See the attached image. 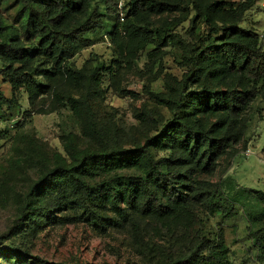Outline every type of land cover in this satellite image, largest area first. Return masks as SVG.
Instances as JSON below:
<instances>
[{
  "label": "trees",
  "instance_id": "trees-1",
  "mask_svg": "<svg viewBox=\"0 0 264 264\" xmlns=\"http://www.w3.org/2000/svg\"><path fill=\"white\" fill-rule=\"evenodd\" d=\"M121 1L0 0V74L12 95L8 99L0 90V113L15 108L22 90L32 106L50 98L49 112L67 107L84 116V134L97 147L78 153L68 136L69 163L59 162L32 181L19 217L2 238L28 221H56V211L72 209L103 232L129 231L146 264H232L223 226L209 231L208 218L218 216L224 224L241 208L255 261L264 264V191L228 192L211 179L220 161L246 144L252 123L263 119L255 104L264 100V35L241 25L253 2L124 0L122 17ZM12 11L10 27L4 14ZM164 14L183 17L157 25L155 18ZM186 21L183 38L173 28ZM102 32L128 65L151 46L153 62L171 43L182 51V77L167 76L163 91L147 90L169 117L144 105L135 117L155 134L143 141L129 137V147L118 130L100 127L95 117L92 107L103 93L97 68L71 62L93 43L90 36ZM2 252L21 262L54 264L11 245L0 247Z\"/></svg>",
  "mask_w": 264,
  "mask_h": 264
},
{
  "label": "rangeland",
  "instance_id": "rangeland-1",
  "mask_svg": "<svg viewBox=\"0 0 264 264\" xmlns=\"http://www.w3.org/2000/svg\"><path fill=\"white\" fill-rule=\"evenodd\" d=\"M233 1L253 2V7L241 25L263 36L264 0ZM120 3L117 9L121 13ZM4 17L7 24L13 27L14 12L5 13ZM166 17L181 19L183 15L164 14L155 18L156 24L160 25L159 21ZM188 27L189 22L186 21L173 28V31L187 38ZM105 33L90 36L93 43L71 62L77 68L85 64L97 68L96 75L101 78L103 93L93 104L95 117L100 127L118 130L120 141L129 147V137L143 141L147 133L155 134L142 128L135 117L144 105L169 117L165 108L157 106L149 98L147 90L163 91L167 76L176 79L182 77V51L178 44L171 43L153 62L148 57V53L154 50L151 46L134 63L128 65L118 57L115 46ZM2 68L0 61V70ZM111 68H116V72L109 71ZM110 72L114 74L113 79ZM0 90L8 99L12 97L11 87L4 83L1 74ZM126 92H134L136 96ZM51 108L50 98L41 99L34 106L30 105L28 95L22 90L17 93L15 108L8 109L5 106L0 113V247H18L54 264H146L137 254L129 231L110 228L103 232L80 219L81 211L72 209L56 211V221H28L11 238H2L19 217L24 194L32 181L59 162L69 163L66 151L68 136L73 138L78 153L96 147L91 146L84 134L87 127L84 116L80 118L67 107L49 112ZM255 108L260 109L262 121L255 120L252 123L246 144L239 145L236 156L221 160L217 172L211 178L225 184L228 192L238 191L242 187L264 191V100L259 99ZM220 226L224 229L229 261L232 264H259L255 261L256 249L249 237V223L243 209L240 208L238 216L224 224L218 216L208 218L209 231L214 232ZM150 232L151 236L156 233L151 223ZM164 235L160 233L161 237ZM156 241L164 243L158 236ZM0 264L43 263L32 259L21 262L13 253L2 252Z\"/></svg>",
  "mask_w": 264,
  "mask_h": 264
},
{
  "label": "built area",
  "instance_id": "built-area-1",
  "mask_svg": "<svg viewBox=\"0 0 264 264\" xmlns=\"http://www.w3.org/2000/svg\"><path fill=\"white\" fill-rule=\"evenodd\" d=\"M123 5H124V0L121 1L120 3V9L122 10L123 9ZM121 16L123 17V13L121 12ZM249 155V153H248Z\"/></svg>",
  "mask_w": 264,
  "mask_h": 264
}]
</instances>
